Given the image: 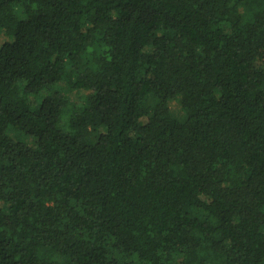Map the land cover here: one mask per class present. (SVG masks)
<instances>
[{
	"label": "trees",
	"instance_id": "trees-1",
	"mask_svg": "<svg viewBox=\"0 0 264 264\" xmlns=\"http://www.w3.org/2000/svg\"><path fill=\"white\" fill-rule=\"evenodd\" d=\"M0 34V264H264V0H0Z\"/></svg>",
	"mask_w": 264,
	"mask_h": 264
},
{
	"label": "rangeland",
	"instance_id": "rangeland-1",
	"mask_svg": "<svg viewBox=\"0 0 264 264\" xmlns=\"http://www.w3.org/2000/svg\"><path fill=\"white\" fill-rule=\"evenodd\" d=\"M3 39H4L3 34H0V42H2ZM63 86H64V85H63ZM64 89H65V86H64ZM65 92H66V94H68V91H67L66 89H65ZM69 93H70V92H69ZM76 95H77L76 93L71 92V96H72L73 98H75V99H77V96H76ZM170 106H171V109H172V112L174 113V115H176V116H181L180 105H179L178 102L172 101V102L170 103ZM13 134H14V133H13ZM14 135H16V134H14ZM27 140L30 141L29 138H28Z\"/></svg>",
	"mask_w": 264,
	"mask_h": 264
}]
</instances>
